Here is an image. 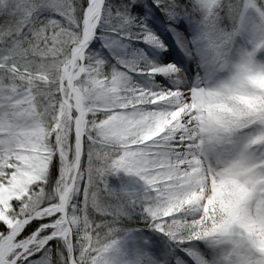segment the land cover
Listing matches in <instances>:
<instances>
[{
	"label": "snow or ice",
	"instance_id": "6c2138e0",
	"mask_svg": "<svg viewBox=\"0 0 264 264\" xmlns=\"http://www.w3.org/2000/svg\"><path fill=\"white\" fill-rule=\"evenodd\" d=\"M0 264H264V0H0Z\"/></svg>",
	"mask_w": 264,
	"mask_h": 264
}]
</instances>
